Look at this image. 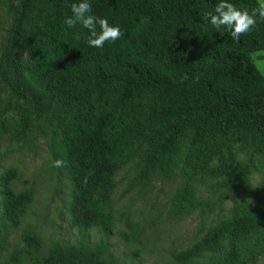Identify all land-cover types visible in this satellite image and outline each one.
I'll use <instances>...</instances> for the list:
<instances>
[{
	"label": "trees",
	"instance_id": "obj_1",
	"mask_svg": "<svg viewBox=\"0 0 264 264\" xmlns=\"http://www.w3.org/2000/svg\"><path fill=\"white\" fill-rule=\"evenodd\" d=\"M31 2L18 0L0 82L6 80V60L26 27L29 62L18 66L16 82L10 81L11 89L31 102L19 128L26 131L48 114L40 98L26 90L33 86L51 101L46 122L53 164L64 162L54 167L71 184L72 224L81 243L76 250L56 246L46 256L43 239L26 229L23 248L7 264L22 259L29 264H114L106 256L114 226L115 178L146 146L143 178L188 169L175 201L181 217L202 206L212 208L198 201L196 184L214 182L210 188L217 194L225 178L240 180L245 189L254 171L264 178V75L253 60L264 51V21L237 43L227 29L217 30L203 19L220 0H90L92 15L107 18L125 33L95 48L88 44V29L77 38L81 25L68 28L64 23L72 14L70 5L80 0H40L34 9ZM229 2L249 11L260 3ZM186 132L193 136L183 151L178 138ZM232 147L243 150L244 157L239 159ZM20 177L15 168L0 175V241L1 220L20 227L34 201L32 189H15ZM92 231L103 235L94 244L88 240ZM261 258L264 205H238L174 256L181 264L202 259L206 264H257Z\"/></svg>",
	"mask_w": 264,
	"mask_h": 264
},
{
	"label": "rangeland",
	"instance_id": "obj_2",
	"mask_svg": "<svg viewBox=\"0 0 264 264\" xmlns=\"http://www.w3.org/2000/svg\"><path fill=\"white\" fill-rule=\"evenodd\" d=\"M158 4L160 0H152ZM40 0H32L31 9ZM264 2V0H259ZM18 0H0V64L4 47L11 29L14 11ZM28 23V22H27ZM83 27L76 32L80 38ZM28 29L23 27L21 39L8 55L5 63L6 80L0 82V175L11 168L17 169L21 177L15 182L17 191L32 189L34 201L22 225L13 228L1 220L3 237L0 241V264H7L16 252L23 248L21 241L24 230L39 235L43 241L46 256L60 246L76 250L81 243V234L73 226L71 217V184L65 174L58 171L53 164L50 148L51 132L46 118L51 111L50 99L33 86L26 87L28 92L40 98L44 115L33 123L26 131L19 126L31 102L18 96L10 87V81L16 82L17 67H25L29 62L24 36ZM254 63L264 75V51L253 55ZM23 78H27L25 72ZM193 132H186L178 138V145L187 151ZM137 153L128 164L118 171L113 192L114 226L109 236L107 258L114 264H181L174 256L197 242L205 230L229 217L235 207L245 205L255 208L264 205V178L261 171H254L249 176L245 189L240 180L221 181L222 189L216 194L210 186L198 185V201L211 204V209L199 207L187 217L176 213L175 201L182 193L187 176V168L179 169L173 175L155 172L143 178L141 157L145 150ZM239 159L244 151L232 147ZM229 150L224 151V156ZM219 159L214 161V165ZM251 200L253 203H249ZM88 240L94 244L103 235L92 231ZM207 259L198 260L194 264H206ZM19 264H29L22 259ZM257 264H264L261 258Z\"/></svg>",
	"mask_w": 264,
	"mask_h": 264
},
{
	"label": "clouds",
	"instance_id": "obj_3",
	"mask_svg": "<svg viewBox=\"0 0 264 264\" xmlns=\"http://www.w3.org/2000/svg\"><path fill=\"white\" fill-rule=\"evenodd\" d=\"M71 16L66 17L64 23L68 28L81 25L89 30L88 44L90 47L102 48L106 42H115L121 39L125 33L118 25H111L107 18H99L92 15L90 0H80L70 5ZM203 19L214 28L227 29L233 40L237 43L240 38L256 29L259 21H264V2L259 3L257 8L251 11L240 9L229 0H220L214 11L205 12ZM97 25L100 31L97 32ZM55 167H63L62 160L54 162ZM84 183H87L85 178ZM249 203H253L249 200Z\"/></svg>",
	"mask_w": 264,
	"mask_h": 264
}]
</instances>
